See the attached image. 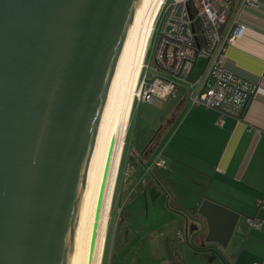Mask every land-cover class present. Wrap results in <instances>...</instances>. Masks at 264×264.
Instances as JSON below:
<instances>
[{
    "label": "water",
    "instance_id": "water-1",
    "mask_svg": "<svg viewBox=\"0 0 264 264\" xmlns=\"http://www.w3.org/2000/svg\"><path fill=\"white\" fill-rule=\"evenodd\" d=\"M136 3L0 0V264H69L90 150ZM153 181L145 205L163 191ZM175 213L184 221L178 261L189 247L204 258L194 264L225 263L239 212L204 198Z\"/></svg>",
    "mask_w": 264,
    "mask_h": 264
},
{
    "label": "crops",
    "instance_id": "crops-1",
    "mask_svg": "<svg viewBox=\"0 0 264 264\" xmlns=\"http://www.w3.org/2000/svg\"><path fill=\"white\" fill-rule=\"evenodd\" d=\"M233 20L244 27V32L228 48L225 67L257 85L245 120L237 122L227 117L218 125L217 111L191 107L184 88L173 97L153 103L164 111L153 141L162 129L171 138L160 151L165 166L152 170V162L160 153L151 149L152 143L128 146L122 181L137 178L119 193L120 205L131 199V210L123 220L117 218L109 264H181L177 253L183 241L184 221L175 211L186 212V208L198 206L204 198L240 214L227 247L221 249L225 264H264V0H259L256 7L235 0L228 23ZM147 165L150 173L144 174ZM153 179L158 180L163 191L157 186V197L153 201L149 196L145 198L150 211L141 220L138 210L145 202L142 190L154 183ZM253 216L261 220L259 228L247 224L246 218ZM188 223L191 234V221ZM181 245L185 249L184 242ZM137 254L141 258L133 260L131 256ZM129 256L132 261L126 262ZM184 256L185 264L204 259L189 247ZM196 264L223 263L216 259L213 263Z\"/></svg>",
    "mask_w": 264,
    "mask_h": 264
},
{
    "label": "built area",
    "instance_id": "built-area-1",
    "mask_svg": "<svg viewBox=\"0 0 264 264\" xmlns=\"http://www.w3.org/2000/svg\"><path fill=\"white\" fill-rule=\"evenodd\" d=\"M235 0H170L161 22L147 64L142 63L137 87H142L140 100L146 103L173 97L186 90L191 107L217 111L216 123L222 125L227 117L237 122L245 120L254 99L257 85L230 72L225 67L228 48L243 34L244 27L233 20L228 23ZM167 0H161L155 16L163 11ZM259 0H242L244 6L256 7ZM162 14V13H161ZM204 65L193 75L198 59ZM141 159V156L134 151ZM162 152L152 162L164 167ZM150 173L145 166L144 174ZM251 228H259L257 216L247 217ZM235 261V258H232Z\"/></svg>",
    "mask_w": 264,
    "mask_h": 264
},
{
    "label": "bare ground",
    "instance_id": "bare-ground-1",
    "mask_svg": "<svg viewBox=\"0 0 264 264\" xmlns=\"http://www.w3.org/2000/svg\"><path fill=\"white\" fill-rule=\"evenodd\" d=\"M160 4L161 0H137L119 49L118 61L105 99L101 123L90 150L88 178L69 264H97L103 242L102 229L110 210L112 188L122 153L127 120L145 58L151 25ZM104 174L106 178L100 216L94 245L91 247L94 217Z\"/></svg>",
    "mask_w": 264,
    "mask_h": 264
},
{
    "label": "rangeland",
    "instance_id": "rangeland-1",
    "mask_svg": "<svg viewBox=\"0 0 264 264\" xmlns=\"http://www.w3.org/2000/svg\"><path fill=\"white\" fill-rule=\"evenodd\" d=\"M170 0H167L166 5L164 6L163 11L161 10L160 14L156 15L153 19L152 25H151V32L148 39V49L146 53L145 58V67L144 72L142 75V79L144 77L147 64L149 63V60L151 58V55L153 53V46L155 43V39L157 36V31L161 22V16L163 15L165 8L167 7V4ZM162 13V14H161ZM204 65V60L199 58L197 63L195 64V70L193 72V75H197V70L201 68ZM142 91V87L136 88L134 92V98H133V104L130 110V114L128 116L127 120V127L125 129V134L123 138V146H122V153L120 157V162L118 166L117 175L115 178V182L112 188V196L110 201V210L106 215V223L105 226L102 229V236H103V242H102V248L100 251V254L98 255L97 264H109V252H110V246L114 239V228L117 224V218L120 216V220H123L124 217H127L128 210L130 211V202L131 199H129L124 205L123 203L120 205L119 203V193L121 191H124L127 187H130V184L135 183V180L137 176L130 179L128 182L124 183L122 181V170L124 167V160L126 156L124 155L127 153L128 146L134 144L133 146H141L142 143H148L149 140L152 138V136L155 134L156 130L161 126L162 120L164 119V111L163 109L159 108L157 105L144 103L140 100V94ZM144 113V114H143ZM148 117V118H147ZM169 134L165 133L162 129L158 136L156 137V140H154L151 144V149L155 151H162V148H165L169 145L170 139ZM139 146V147H140ZM166 150V149H165ZM165 153V152H164ZM164 157V156H163ZM153 171H156V167L152 168ZM165 172V170H162ZM125 187V188H124ZM126 196L124 195V198ZM149 206V207H148ZM148 210L150 211V204H146L144 202V205L140 207L138 210V216L141 218V220L146 218V215L148 213ZM120 214V215H119ZM133 223H130V225ZM132 228H128V231H131ZM104 232V234H103ZM142 249V247H139ZM140 250V249H139ZM139 252V251H138ZM145 253V250H144ZM133 260L135 257H139L137 255H132ZM227 255H225V258ZM130 256L127 257L126 262H131ZM145 263V260H143ZM225 262V260H224ZM126 264V263H124ZM136 264H140L137 262ZM149 264V263H148ZM225 264V263H223Z\"/></svg>",
    "mask_w": 264,
    "mask_h": 264
},
{
    "label": "trees",
    "instance_id": "trees-1",
    "mask_svg": "<svg viewBox=\"0 0 264 264\" xmlns=\"http://www.w3.org/2000/svg\"><path fill=\"white\" fill-rule=\"evenodd\" d=\"M144 103H146V102H144ZM150 104V103H149Z\"/></svg>",
    "mask_w": 264,
    "mask_h": 264
}]
</instances>
